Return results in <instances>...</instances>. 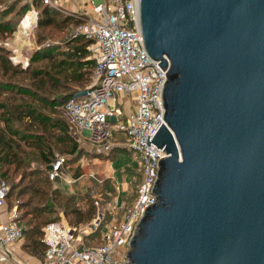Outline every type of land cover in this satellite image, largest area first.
<instances>
[{
  "label": "water",
  "instance_id": "95a60500",
  "mask_svg": "<svg viewBox=\"0 0 264 264\" xmlns=\"http://www.w3.org/2000/svg\"><path fill=\"white\" fill-rule=\"evenodd\" d=\"M138 14L166 68L150 138L166 155L120 264H264V0H139Z\"/></svg>",
  "mask_w": 264,
  "mask_h": 264
},
{
  "label": "built area",
  "instance_id": "2783aa9c",
  "mask_svg": "<svg viewBox=\"0 0 264 264\" xmlns=\"http://www.w3.org/2000/svg\"><path fill=\"white\" fill-rule=\"evenodd\" d=\"M41 1L56 6L54 0ZM138 5L139 0H85L83 7L69 9L77 20L74 32L88 40L86 48L94 64L84 92L62 105L73 125L88 130L97 152L111 149L115 131L123 133L125 139L120 145L134 151L142 167L136 195L117 223L105 220L106 210L125 205V200L116 196L107 201V206L101 204L85 224L72 225L63 218L45 223L40 237L44 244L42 264H120L123 260L112 252L117 246L127 245L144 208L155 201L157 160L166 154L150 138L164 122L166 68L162 69L159 59L151 58L144 47ZM62 162L63 156L55 153L47 168L49 179L60 175ZM9 188L10 184L0 179V209L6 205ZM92 196L98 202L103 200L100 192ZM6 215L7 219L0 221V264L13 258V244L23 237L15 204L7 206ZM95 230H99L101 240L85 243ZM17 264H21L19 260Z\"/></svg>",
  "mask_w": 264,
  "mask_h": 264
},
{
  "label": "trees",
  "instance_id": "16d2710c",
  "mask_svg": "<svg viewBox=\"0 0 264 264\" xmlns=\"http://www.w3.org/2000/svg\"><path fill=\"white\" fill-rule=\"evenodd\" d=\"M0 2H3L0 6V37H5L14 29L26 10H32L29 9L30 4L38 7L36 28L51 25L61 28L60 25H63L57 24L61 21L56 17L59 13L57 8L43 4L41 0ZM57 38L59 41L45 42V35L37 34V41L41 42L32 49L25 67L13 62L10 49L0 44V179L7 180L11 165L13 172L20 169L23 176L30 179L25 191L22 188L19 191V194L28 195L25 200L19 201L17 221L22 227L23 236L28 238L22 245L23 249L37 256H41L44 250V244L40 241L41 226L58 219L57 215H51L54 210L49 207L50 204L59 206L67 222L72 225L91 219L101 205L88 190L67 193L49 182L47 168L54 159V149L63 154L61 168L76 160L82 150L59 107L70 97L84 92L94 64L86 48L88 40L83 35L70 30ZM125 149L129 148L114 145L102 155L112 160L115 153ZM37 160L47 168H31L30 163ZM109 181V178L102 180L101 192L106 197L114 191ZM15 188H20V182L10 185L6 194L8 205L12 202L9 198ZM20 209L24 211L20 213ZM28 214L31 217L24 222ZM34 214L38 215L32 218ZM39 214H43V217ZM98 237L99 230H95L85 241L96 243L94 240Z\"/></svg>",
  "mask_w": 264,
  "mask_h": 264
},
{
  "label": "rangeland",
  "instance_id": "374dc122",
  "mask_svg": "<svg viewBox=\"0 0 264 264\" xmlns=\"http://www.w3.org/2000/svg\"><path fill=\"white\" fill-rule=\"evenodd\" d=\"M79 1L81 2L83 0H79ZM54 2L56 5L55 7L57 8V10L59 12L56 15V17L58 20H61L57 24L59 26L60 23H63V25H60V26H62L61 28L54 26V25L44 27V28H41V27L36 28L35 25H36V18L38 15V10H37L38 7L35 6L34 4H30L29 9H32V10H26L20 16L18 23L15 25L14 29L10 33H8L5 37H0V44L4 45L5 47L10 49V57H11L13 62H15V63L19 62L22 67H25L27 65V64H25L23 66L22 63L24 61L28 62V56L31 53L32 49L38 43L41 42V40L37 41V34L38 35L39 34L45 35V38H46L45 42H49V41H59L57 37H60V35L65 34L67 31L71 30L74 32V27L76 25L77 20L75 19L74 16L71 15V13H70L71 11L68 8L63 7L61 5L62 3L60 4V0H54ZM1 3H3V2H0V6H2ZM63 19H66V20H64V22H63ZM29 23H31V24H29ZM25 26L30 27V29L29 28L25 29ZM35 63H38V62H35ZM78 89H80V88L78 87ZM62 105L63 104H61L59 108H60L61 112L63 113V111H62L63 106ZM126 105H127V102L124 101L123 107H126ZM120 106H122V105L120 104ZM63 115H64V113H63ZM64 117L68 120V118L65 115H64ZM68 123H69L71 134L73 135L74 138L77 137L76 133L79 132L78 131L79 129H77V127L75 125H73L69 120H68ZM76 140L78 142L79 148L82 149L79 153L78 158H80L84 161H87V163H84V166L96 171V173L99 176H101V180H103L102 179L103 176L108 171L106 167H108V165L110 164L108 161V158H104L102 155L103 153H105L107 151H105V152L95 151L96 153L92 152L89 149L87 150V148L85 146L81 145L83 139L79 140L78 138H76ZM85 142H86V144H88V142L90 143V141H88L86 139H85ZM93 143H94L93 147L95 149L96 144H95V142H93ZM54 152L58 153L60 155H63L62 153H60V151L58 149H54ZM91 153H95V155H93ZM97 153H99L100 155H97ZM95 157L97 159H94ZM125 163H129L128 169L132 172L131 179H133V180L128 179L130 182L128 189L122 193V197L125 200V205L121 208H117V209H113V210H106L105 216L107 218L106 220L109 223H117L119 221V219L121 218L122 214H124V212L130 206L132 200L134 199V197L136 195V187H137L138 179L141 177L142 167L138 164V159L135 155V152L133 154L129 150V152L119 151V152L115 153V155L112 158V166L115 167L116 170L120 171V169L124 168L123 166H125ZM30 167L31 168H34V167L47 168V166L39 160H37L36 162L32 161L30 163ZM8 172H9V176L7 177L6 181L10 185L19 184V182H20V188L19 189L15 188L14 193H12V195H10L9 199H11L12 202H10V205L7 204L8 207L12 206L13 204L16 205V211H17V217H18L19 216V209H18L19 201L25 200L26 196L28 195L27 193L19 194V191L21 190V188L25 191V189H26L25 186L28 185V183H30V179L28 178V176H26V177L23 176L20 169L17 170L16 172H13L12 165L8 169ZM61 173L62 172H60V175L62 177H64L63 173L62 174ZM35 176H37V175H35ZM30 177H33V176L30 175ZM49 182H50L51 186L57 185L56 182H54V180H51ZM97 186L100 187V190H102V183H101V186H100V183H98ZM113 190H115V189H113ZM101 195L103 197V200L101 201V204H102V202L111 200V198L114 196V191H111L109 197H106V195L104 196L103 194H101ZM45 199H46V197H45ZM33 203H36V201L33 200ZM49 207H51V209L54 210V213L52 212L51 215H57L58 219L63 218L64 220L67 221L66 217L64 216L62 209L59 206H57L55 204H50ZM22 211H24V209H20V213ZM37 215L38 214H34V216H32V218L36 217ZM39 215H40V217H43V214H39ZM44 215H46V213H44ZM30 217L31 216L29 214H28V216L26 215V218L23 221L27 222ZM58 219H56V220H58ZM31 222H34V221H31ZM86 222H81L80 224H85ZM42 226H41V229H42ZM40 237H41V235H40ZM27 240H28V238H26V236H23V238L21 240V246L25 245V242ZM100 240H101V238L98 237L96 240H94V242L97 243ZM85 243H86V241H85ZM90 243H93V242H90ZM126 250H127L126 244L121 245V246H117L115 248V251L112 252V256L116 257L117 259L124 261ZM24 251L31 254V252L29 250H27L26 248L24 249ZM32 255H34V254H32ZM35 256H37V255H35ZM38 257L41 258V256H38Z\"/></svg>",
  "mask_w": 264,
  "mask_h": 264
},
{
  "label": "crops",
  "instance_id": "0c3cea01",
  "mask_svg": "<svg viewBox=\"0 0 264 264\" xmlns=\"http://www.w3.org/2000/svg\"><path fill=\"white\" fill-rule=\"evenodd\" d=\"M83 1L85 2V0ZM83 1L80 2L79 0H60V4L62 3L61 5L68 9H76L84 6ZM78 131L79 132L76 133L77 137L75 138H78L79 140L83 139L84 141L82 140L81 145L85 146L87 150L89 149L90 151L95 152V149L93 147L94 143L89 137L88 130L79 129ZM85 139L90 141V143L88 142V144H86ZM124 139L125 137L122 132L115 131V133L113 134V146H124L122 144L120 145V142L124 141ZM129 150L130 149H125L124 151L129 152ZM130 151L134 154L132 150ZM94 159L97 158L95 157ZM108 161L110 163L108 167H106L108 171L107 173H105L102 179L109 178L110 186L115 189L114 196H116L118 200L124 199L122 197V193L128 189V186L130 184L129 180L132 176V172L128 169L129 163H125V166H123L124 168L118 171L115 167L112 166V160L108 159ZM84 163H87V161L77 158L75 161L67 164L64 169L61 168V172L63 173L64 177L59 175L55 178L54 182H56L57 186H59L63 191L68 193H82L88 190L91 195L95 192H100V194H102L100 187L97 186L98 183H100L101 186L102 180L99 181V179H101V176H99L93 169L85 167ZM139 180L140 178L138 179V182ZM106 203L107 201L102 202L104 206H107ZM6 208L7 203L0 209V221H5L7 219ZM22 238L13 244L11 251L13 258L3 264H17L18 260L21 264H42V255L40 258L24 251L23 247L21 246Z\"/></svg>",
  "mask_w": 264,
  "mask_h": 264
},
{
  "label": "bare ground",
  "instance_id": "6f19581e",
  "mask_svg": "<svg viewBox=\"0 0 264 264\" xmlns=\"http://www.w3.org/2000/svg\"><path fill=\"white\" fill-rule=\"evenodd\" d=\"M27 20V19H26ZM29 20V19H28ZM29 24H31V23H29ZM26 28H29L30 29V27H27V26H25V29ZM25 32V31H24ZM31 32V31H30ZM20 33V32H19ZM18 34V33H17ZM27 35V34H26ZM22 36V35H21ZM25 36V35H24ZM20 38V37H19ZM23 38V37H22Z\"/></svg>",
  "mask_w": 264,
  "mask_h": 264
}]
</instances>
